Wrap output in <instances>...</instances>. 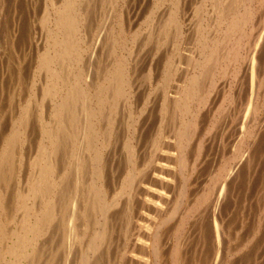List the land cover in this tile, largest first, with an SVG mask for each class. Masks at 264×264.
I'll return each instance as SVG.
<instances>
[{"label": "rangeland", "instance_id": "rangeland-1", "mask_svg": "<svg viewBox=\"0 0 264 264\" xmlns=\"http://www.w3.org/2000/svg\"><path fill=\"white\" fill-rule=\"evenodd\" d=\"M32 1L31 0H4L3 4H2V12L0 13V82L3 84V94L0 96V98L2 99V100L0 99V102H1V104H0V120H1L0 121V123H1L0 124V135H1L0 140H2L5 137L4 135L6 134L7 130L9 129L10 122H8V121H17L18 120V113H19L18 109L21 110V107L23 108L24 105L28 104V107L31 110V106H33V104H31V103H33L34 97L37 96V97H35V99L38 98L37 93L39 92V88H40L39 85H40V83L45 81L44 76H42L44 74V72L43 71L40 72L39 71L40 69L38 67L39 66V56L45 50V48H44V42L45 41L43 39V36L45 35V31L40 26V20L42 18L41 16L44 14V9H43L44 7L42 8V6H45L46 5L45 3L48 2L49 0H32ZM98 1L100 2L101 6L99 5V3H97ZM118 1L119 0H115V2H114V0H112V1L111 0H96V1L88 0V2H85V4H83V6L80 9L82 11H80V12L83 15V17L86 19V20L83 19V21L84 22L86 21V23H88V24L84 23V25H83L84 30H82V33L84 35L80 34V36H79L80 38L82 37L81 43L84 42L83 46H82L83 48L81 50V59L82 60L79 61L80 63L79 62L76 63V61H73L71 63V66L73 67L72 70L75 71L76 73H77V71L79 72L80 70H81L80 72L84 71L85 67H87V66H89L90 69L94 68V69H91L92 70L91 73L94 72L92 74L93 79L91 81L94 83L98 80L102 81L101 79L103 78V76H105L106 73L110 69L112 71V69L116 68V65L118 67V65H120V64L122 65V63L124 64V62L126 61L125 59H127V61L130 62L129 66L131 68V70H130L131 82L130 83L132 86H131V88H129V89H131L129 91L130 92L129 93L130 98L129 97L125 98V99L121 98L122 100L121 99L119 100L120 105L119 104L117 105V108L115 109L116 111L113 112L112 117H111V119L113 120V126H115L117 124L118 125L113 127V131L111 132L112 134L111 135L109 134V136L111 138H113L115 136V139H117V138L118 139L114 140V139H111L109 137L107 147L105 146V149H103V151H104L103 159L106 162V171H108L107 173H109L108 184L111 183V185H113V188L111 186H108V188L110 187L109 190L111 192V193H109V198H112L113 194L117 193V191L119 192L118 189H120V192H122V193H120L122 196L120 197L119 201H117L119 204H117L115 209H114V213L117 209L116 214L113 213V216L111 218V220H112L111 222H113L112 225H114L111 227V229L115 232H113L111 230L110 236L108 235V237H107L109 240L106 238L102 242V245H100L101 243L98 244V249L100 246H101L100 248H103V249L102 250L101 249L96 250L94 258L97 259V261H98L97 264H137V263L138 264H154L153 263L154 260H153L152 254H151L153 252V247L151 246L149 248L147 246L152 245L153 242L155 241L156 237H160V236H162V237H160V242H161L160 243V253H159L160 259L158 258V264H167V263L173 264L174 260L172 261L171 249H173V245H174V247H175V245L178 246L179 242H180L179 243L180 246L184 245V246H182V247H184L182 249L184 252V255L181 256V258L178 261L179 262L178 264H180V263H183V264H251V263L252 264H264V146H263L264 145V28H263L264 27V17H263L264 7L259 9V1L253 0L252 8L254 7L253 10L255 11V12L253 11V13H254L253 20H251L252 22L249 24V26L247 25V27L245 28L246 32L244 31L246 33V35L248 34V36H250V37H248L246 35H244V37L238 36L239 42L241 44H244V43L245 44L244 45L240 44L241 48L239 50V58L237 57L235 59L236 61H231L230 59L229 60L224 59V60L220 61L222 64L219 62V66H222L223 63L224 62L225 63L223 65L224 67H219L221 70L219 69L220 71L215 78V89L213 88L212 91H210V90L208 91L206 88H204L205 89L204 90V96H205V98L207 96L208 97L206 98V100H204L203 105L201 107V111L199 113V117L201 116V119L198 118V124L200 122L201 123L199 125L197 124V129L195 132V133H197L196 134L197 136H195V134H194V137H196L195 139L193 137L192 139L188 140L186 143L182 144V146H184L185 144H186V146L192 144L191 146H187L184 148L182 147V149H181V148H179V144H177L178 140L176 137V132L179 130L178 129L179 128L178 125L180 122L179 121V113L176 112L175 116L176 115L177 116L175 117L176 119L174 118L175 120L173 118H171V117H173V115H171L172 114L170 111L171 109L169 107H168V109H162L161 108L162 99L165 96L166 102H169V101L171 102L172 100H170V97L174 96L176 94V91H177L176 89H178L180 87V85H182V82L184 84V82H185L184 78L186 76L185 74L192 73V70H191L192 64L189 65V63H190V59L197 56V53L201 49L199 47L200 45L197 44L198 40L206 38L205 39L206 42L208 44L210 43L212 45V43L210 41H212V40L214 41V39L220 35L221 30L219 29V27L214 25L215 21H213V20H215V18H213L215 16H214V13L212 10L213 0H182V1L178 0L181 3V4L178 3V4H180L181 7H180V9H178L180 11L177 10L178 14L176 15V17H177L178 22L180 21V26L177 25V28L178 29L180 28V31L178 29H177L178 32L176 30H174L173 25H175V27H176L175 23L172 26L167 24V26L169 28L167 31H165L167 35L165 34L164 30H162V32H163L162 33L161 29L164 28V26L166 25L165 24L166 19H164V18L167 17V15L169 13L168 10L170 11V9H171L170 5L174 3L173 0H162V1L161 0H159V1L158 0H156V1L155 0H133V1L127 0V2H126V0H123V1L120 0L119 2ZM257 2H258V4H257ZM110 3H111V6H110ZM90 4H92V5H90ZM114 4H117V5L112 6ZM126 4H127V6H126ZM155 4L157 5V7ZM96 7H98L99 9ZM123 7L125 8V10H123L124 9ZM182 7H183V9H182ZM202 7L205 9H203ZM108 8H109V12L111 10V14H109V12L107 11ZM200 8H201V10H200ZM98 10L99 11L101 10L102 12L99 13ZM122 10L124 13L122 12ZM41 11L43 12V14ZM112 11H113V13H114V11H116V12L113 14ZM201 11L204 13L201 14L202 13ZM105 12H106V14H103ZM125 12H126V14H125ZM164 12L165 13L167 12V15H165L166 17L164 16V18H163V15L165 14ZM206 12L209 13L208 14L209 17L207 16ZM101 14H103V15H101ZM120 14H123V15H120ZM161 14H163V15L161 16ZM84 15H86V17ZM87 15H89L90 17H88ZM114 15H117L116 16L117 18ZM124 15H125V17H124ZM129 15H130V17H129ZM159 15L161 16L160 17L161 21L159 20ZM182 15H183V17H182ZM195 15H197V16H195ZM122 16L125 18L126 22L125 21L122 22L124 19ZM210 16H213L212 17L213 20L211 19ZM257 16H258V18H257ZM260 16H262V19H259V18H261ZM103 17H104V20H102ZM106 17L110 18V19L108 18L107 20L108 21L110 20L111 23L108 22L109 23L108 25L111 24V26H107V20L105 19ZM153 17H154V20H153ZM198 17L200 19H198ZM114 18H115V20H114ZM130 18H131V20H130ZM120 19H122V20H120ZM18 20H19V22H18ZM117 21H119V22H117ZM155 21H157L158 24L156 23V25H155L154 24ZM198 21L201 22V26H202V28L204 27L203 28L204 31L201 28L199 29V27H197ZM210 21L212 22L211 25L209 24V23H211ZM253 21H255V23ZM262 21H263V23H262ZM146 22L148 25H146ZM21 23H23V24H21ZM105 23H106V25H105ZM122 23H126V29L127 30H125V28H124L125 25ZM152 23L154 24L153 28H152V25H153ZM192 23H193V25H192ZM194 23H195V25H194ZM258 23H260V24H258ZM4 24H5V26H4ZM27 24H29V25H27ZM85 24L87 25V27H85L86 26ZM204 24H206L207 27L204 26ZM254 24H256V26L253 27ZM100 25H101V27H100ZM129 25L132 27H130ZM212 25L214 26L213 28H211ZM17 26L19 27V29ZM106 26H107V29H106ZM117 26H118V28H117ZM103 27H105V28H103ZM155 27H156V29L154 30ZM181 27H182V29H181ZM192 27L196 28L197 30L192 28ZM250 27L253 31H251ZM123 28L125 31L123 30ZM148 28L150 29L149 34H151V35H149L150 39L149 38L148 39L142 38L146 42H144L143 40L141 41V36H142L141 34H144L145 31H148ZM157 28H158V31H157ZM16 29H18V31H21V32H18ZM86 29H88V30H86ZM209 29H210V31H209ZM215 29L216 30L218 29L217 31H219V33H216ZM40 30H42V31H40ZM109 30H110V32H109ZM193 30L194 31L196 30L198 34H200L199 32H201V35H200L201 38L199 37V39H197L196 34L194 35ZM22 32H24V33H22ZM155 32H156V34L157 33L158 34L155 35L154 34ZM171 32L174 34V36L171 34ZM179 32L181 34L180 38L178 35V37L176 39L175 35ZM250 32H251V34H250ZM6 33H7V35H6ZM12 33H14L13 34L14 36L12 35ZM20 33H21V35H20ZM41 33H43V34H41ZM111 33H113V35ZM160 33H162V34L160 35ZM105 34L107 36H105ZM120 34H122L121 35L122 39L119 38ZM137 34L139 35V37L135 38L134 35H137ZM213 34H215V35H213ZM252 34H254V35H252ZM39 35L42 36V38ZM171 35H172V37H169ZM203 35H204V37H203ZM110 36L112 37V39L110 38ZM167 36L171 39H169ZM193 36H195V37L193 38ZM10 38H12V39H10ZM160 38H162V40L164 39L163 40L164 43H162L163 41H161ZM172 38L174 39V41ZM235 38L237 39V36ZM113 39L116 40V44L114 43L115 40L113 42ZM192 39L193 40L195 39V40L193 41ZM36 40H37V42H36ZM166 40H167V42H166ZM156 41H157V43H156ZM186 41L187 42L189 41V42L186 43ZM9 42H11V43H9ZM106 42H107V44H106ZM121 42H122V44H120ZM143 42H144V44H143ZM148 42H150L151 44ZM173 42L175 44H178L177 47H175V44H173ZM191 43H192V45H191ZM114 44H115V47H114ZM141 44H143L144 47ZM155 44H157V45L155 46ZM159 45H162V47H160ZM102 46H103V48H102ZM193 46H194V48L196 46V48L193 49ZM197 46H198V49H197ZM42 47H43V49H42ZM112 47H114V48H112ZM257 47H259V48H257ZM222 49L223 48H220V51ZM224 49H227V48H224ZM186 54H187V56H186ZM192 54H194V55H192ZM137 56H138V59H136ZM184 56L188 57V58L191 57V58L188 60ZM86 57H89V58H86ZM121 57H122V59H121ZM132 57H133V59H132ZM229 57H232V55L230 54ZM24 59H26L25 62H24ZM117 59L119 62L117 61ZM131 59H132V61H131ZM238 59H240V60H238ZM121 60H122V62H121ZM133 60H135V61H133ZM115 61L118 64H116ZM228 62H230V63H228ZM23 63L24 64L26 63V66ZM132 63H134V64H132ZM173 63L176 66V68L173 65ZM14 64H16V65H14ZM76 64L78 65L77 68H76ZM80 64H81V66H80ZM169 64L171 65V67L173 69L171 68L172 76H170L169 79H167L169 66H170ZM230 64H231V67H229ZM13 65H14V68H13ZM109 65L110 66L112 65V66L110 67ZM114 65H115V67H114ZM178 65L180 66L179 68H178ZM250 65H251V67H250ZM18 66H19V68H18ZM74 66H75V68H74ZM79 66L82 68H80ZM23 67L24 68L26 67L24 70H26L27 72L23 71ZM103 67L106 68V70ZM99 68L101 69V71ZM228 68H229V70H228ZM77 69H79V70H77ZM250 69H251V72H248ZM6 70H8V71L6 72ZM14 71H15V73H14ZM103 71H104V73H103ZM224 71H226L225 74H224ZM231 71H232V74L234 73V75H232L230 73ZM244 71H245V74L247 73L246 75L244 74ZM10 72L11 73L13 72L12 78H11ZM22 72L24 75L21 74ZM97 72H99V73H97ZM139 72H141V73H139ZM237 72L239 75L237 74ZM241 73H242V76H241ZM17 74H19V75L17 76ZM226 74H228V75L226 76ZM8 75L10 76V78L7 79V77H9ZM20 75H22V76H20ZM26 76H27V78L25 80ZM234 76H235V78H234ZM243 76H244V78H243ZM95 77L97 80L95 79ZM238 77H240V78H238ZM10 79L12 81H14L13 79H16V80H15V82H12ZM28 79H29V82H28ZM239 79H240L241 83L238 81ZM6 80H8V81H6ZM243 80H245V81L243 82ZM22 82H23V84H22ZM25 83H26V85H25ZM9 84L11 86H9ZM137 84H138V86H137ZM4 86L6 88H4ZM234 86H235V88H234ZM236 86L238 88H236ZM132 87L133 88L135 87V88L133 89ZM9 88H11V91ZM35 88H36V90H35ZM227 89L229 91H227ZM235 89H237L238 91L236 92ZM28 90L33 91V94L30 91L28 92ZM8 91L10 94H8ZM233 92H234V94H233ZM225 93H227V94H225ZM12 94H15L18 96H15ZM13 96L16 98L15 99L12 98ZM225 96H227V97L225 98ZM161 97H162V99H160ZM223 97L225 100L222 99ZM10 98H12V99L9 100ZM262 100H263V103H262ZM5 101H6V103H5ZM11 101H12V103H11ZM228 101H230V102H228ZM150 102H151V104H150ZM19 104H20V107L18 108ZM10 105H11V107H10ZM122 105L125 106L126 109H124V107H122ZM255 107H257L258 109ZM32 108L35 109V107H32ZM132 108H134V110ZM203 108H205V109H203ZM44 109H45V107H44ZM1 110H2L3 114L1 113ZM9 110H11V111H9ZM125 110H127V112ZM135 111L138 114L133 113ZM217 111H219V112H217ZM35 112L37 113L36 109L33 111L34 115H35ZM139 112H142V113L139 114ZM31 113H32V110H31ZM11 114H12V116H11ZM13 114L15 117L13 116ZM131 114H132V116H131ZM8 115L10 116V119H9ZM105 115H107V113ZM118 115H120V117ZM135 115L137 116V118L135 117L136 119L134 118ZM138 115H140V116L138 117ZM4 116H5V119H1ZM35 116H37V114ZM122 116L123 117L126 116V117L122 118ZM219 117H220V119H219ZM6 118H7V120H6ZM117 118H119L120 121L121 120H123V121L120 122L119 119H117ZM128 118L130 121L128 120ZM138 118H139V120L137 121ZM180 118H181V116H180ZM45 119H47V118L45 117ZM133 119H135V120H133ZM218 120H219V123H217ZM35 123L33 124L35 126H30V128L28 130V132L30 131V133H29L30 135L28 137V140L24 142L25 145L23 144L21 146L22 147V148H20L21 153L17 154V156H19L20 159L22 157V159L20 160L17 157L18 162H17V160L14 161V163L17 162L14 165L15 168H17L19 166H21L22 168L19 167V171L17 169L15 170L19 174L16 172L17 173L15 175L16 178L13 177L11 182H10L11 185L9 184L10 186L8 189V197H10V199H11V194L9 193V190L11 192V188L14 187L13 188L14 190L12 192L14 195L16 194L15 191H18L20 188L22 190V186L26 183V181H24V180L25 179L27 180L30 177V176L28 177V175L31 174V166H29L27 163L31 162L29 160V158H31V160H32L31 153H33L35 156V148H36L35 146H37L36 144H37V141L39 139V136L37 135V133H38V129H37V125H36L37 123L36 124ZM139 123H140V125H139ZM3 124L5 127L3 126ZM7 124H8V126H7ZM129 124H131L130 125L131 127L133 125L135 126L133 128L134 129L133 131H132V128L129 126ZM119 126H122V128ZM164 126H166V127H164ZM98 127L101 129L99 141L103 142V140L107 139V138H105L106 137L105 134H107V132L104 131V129L106 130V122H103V121L100 122ZM34 128L36 130H34ZM115 128H116V130H115ZM212 128H214V129H212ZM164 129H166V130H164ZM207 129H209V130H207ZM102 130H103V132H102ZM117 130H118V132H116ZM127 130L130 131L131 133L132 132L133 133L130 135V134H128L130 132H128ZM139 131H140V133H139ZM207 131H209V132H207ZM32 133H34V134H32ZM101 133H102V135H101ZM117 133L119 135L122 134V136H124V137L119 136ZM207 133H208V135H207ZM31 134L33 135V137L31 136ZM132 135H133V137H132ZM135 135H136V137H134ZM158 135L160 136L161 139L162 138L163 139L160 140ZM30 136L34 139V141ZM147 136H148V138H147ZM211 136H213V138ZM201 137H204V138L206 137L205 139H207V140H205L204 138H203L204 139L203 140ZM35 138H37V139H35ZM100 138H101V140H100ZM212 139H213V141H211ZM123 140H124V142H123ZM133 140H135V142ZM138 140H139V142H138ZM191 141H192V143H191ZM197 141L200 143L198 144ZM260 141H262V142H260ZM127 142H128V144H127ZM156 142H158V144ZM0 143H1V141H0ZM31 143L33 145H31ZM111 143L113 145H111ZM122 143L124 146L121 145ZM257 143H259V144H257ZM125 144L127 146H125ZM202 144L203 145L205 144L204 147L202 146ZM209 144H211V145H209ZM26 145L28 146V148ZM130 145H131V147L129 148ZM199 145H200V147H199L200 152H197L199 149L198 148ZM24 146H26V151L24 150L25 149ZM110 146H112V147H110ZM177 146H178V148H177ZM208 146H210V147H208ZM31 147H34V148L32 149ZM120 147H122V148H120ZM194 147L197 150H195ZM113 148H114V151H113ZM133 148H134L133 151H135V156L138 155L136 157V159L138 158L137 161L134 162L135 163L134 168L135 167L136 168L134 169L135 173L133 174V175L136 174L135 176H137V178H136L137 183L135 182V189L134 190L131 189V191L133 193V194L131 193V198L133 195V198H132L133 200L131 199L133 202L132 203L133 205H129L130 208H122L124 206L126 207L124 200H126L125 198H127V195H129V192H131V191H129V192L127 191L129 187L122 180H123V178H125V179L127 178V175L129 173L128 171L131 168V167L129 168V165L126 166V163H127L128 151H130ZM157 148H158V150H157ZM173 148L174 149L176 148L177 151L176 150L174 151ZM203 148H204V150H203ZM208 148H210V149H208ZM155 149H156V152H154ZM161 149L162 150L164 149V151H162ZM178 149L180 150V152ZM235 149L237 150L236 152H235ZM255 149H257V150H255ZM152 150H153V152H152ZM187 150L189 152H185ZM191 150H192V153H191ZM201 150L203 151V153L201 152ZM28 152H29V154H28ZM193 152L197 153V154H194ZM153 153L155 156L153 155ZM156 153H157V155H156ZM189 153L192 154V156L190 157L191 160L189 159V156H190ZM198 153H202V154H198ZM185 154L187 156H184ZM208 155H210V156H208ZM125 156H126V158H125ZM183 156H184V158H182V159H184V161H185V159L187 158L190 161L189 162L187 160V163H189V164L185 163V164L181 165L180 161L182 160L181 157H183ZM229 156H231V157H229ZM107 157H109V158H107ZM198 157L201 158V160ZM228 157H229V159H228ZM195 158H196V160H195ZM226 159H228V161ZM197 160H199V161H197ZM21 161L23 162V164H21L22 163ZM107 161H109V162H107ZM226 161H227V163H226ZM136 162H137V164H136ZM163 162H164V164H161ZM178 162H180V163H178ZM24 163H26V164H24ZM107 163H109V164H107ZM112 163H114V164L111 165ZM146 163H147V165H145ZM192 163L195 165L193 166ZM17 164H19V166H17ZM189 165H191V166H189ZM235 166L237 168H235ZM145 167H146V169H145ZM181 167H183L184 169ZM178 168H181V170L179 169V171H178ZM220 168L221 169L224 168V169L221 170ZM225 168H229V169L226 170ZM127 169H128V171H127ZM141 169L144 171L146 170V171L143 173ZM189 169H191V170H189ZM233 169H234V171H233ZM21 171L22 172L26 171V172L24 174V173H21ZM136 171H137V173H136ZM230 171L234 172V173H235V171H238V172H236L234 174L235 176L233 177V173H230ZM138 173L140 176L138 175ZM220 173H222V174H220ZM224 174H225V176H224ZM229 174H231V175H229ZM121 175H123V176H121ZM187 175H189V176H187ZM219 175H220V177H218ZM222 175L224 177H227V178H224ZM71 176L72 175H70L68 177H71ZM182 176L183 177L185 176V179L182 178ZM19 179H20V181L21 180L22 181L20 182ZM69 179L67 178V180L65 181L67 183L68 188H69L68 190L72 189L73 183H74L73 177H71V179H70L71 181H69ZM187 179L190 181H188ZM225 179H226V181H229V182L225 183L224 182ZM204 181H206V182H204ZM15 182L20 183V184L17 185ZM122 182H124L125 184ZM70 183H71V185H70ZM188 184H189V186H188ZM226 184H228V185L225 188ZM125 185L127 188L126 187L124 188ZM184 185L187 187V189H186V187L184 188ZM18 186H19V188H18ZM210 187H212V188H210ZM123 188H124V190H123ZM183 189H185V191ZM215 189H217V190H215ZM68 190H67V193L69 192ZM143 191H145V192H143ZM199 191H200V193H198ZM215 191H216V193H215ZM71 192H72V190H71ZM113 192H115V193H113ZM136 192H137V194H135ZM180 192H182V193H180ZM203 192H204V194H203ZM207 192H208V194H207ZM226 192H227V194H226ZM183 193H185V194H183ZM110 194H112V195H110ZM214 194H215V197L212 196ZM136 195H138V196H136ZM180 195H182V196L178 197ZM139 196H141V197H139ZM206 196H208L209 198L205 199ZM222 196H223L224 200H223ZM66 198H67V196H66ZM122 198H123L122 201L124 203V206H123V203L120 202ZM200 198H203V199L201 200ZM219 198H221V199L219 200ZM79 199L82 200V197L81 198L78 197V200ZM209 199H210V201L208 202L207 200H209ZM66 200L68 201V198L65 199V201H63V203L64 202L66 203L67 202ZM172 200L175 202H173ZM213 200H214V202H213ZM178 202L180 204H178ZM197 202H199V203H197ZM204 202L205 203L207 202V203L205 204ZM211 202H213V203H211ZM65 203L63 204V206L66 205L64 207L66 212H65V215L63 217H65V219H66V213L69 212V209H71L70 208L71 205H70V203H66V204ZM175 203H176V206H175ZM137 204H138V207H137ZM78 206H79L78 208L80 210H82L81 208L83 206V202H82V204H81V202H80V204L78 202ZM195 207L196 208L198 207V208L196 209ZM10 208H11V205H10ZM123 209L126 210V213L123 211ZM127 209H129V211H127ZM176 209H178V210H176ZM120 210H121L122 215L121 214L119 215ZM90 211L86 212V217H88L89 219L88 218L85 219V217H84V218H81V219H83L84 222L81 219L78 222V224H83L87 220L89 222V223H87V225L89 224L88 226H90V227L85 226L86 224H83L84 226L80 225L81 229H79L78 233H80L82 231V236L81 235L78 236V234L74 235L75 237L73 236V239H72L73 241L71 242L72 245L69 247L70 251L68 249H65L66 246L63 245V243H64L63 241H59V240L63 239L62 238L63 233L60 231V230H62V228H61L62 224H60L61 221L57 220V224L60 226L55 225L54 229H52L53 227L51 226V229L49 230L50 232L48 231V233H46V235L43 237V239L40 240V246H38V247L41 249L43 247L44 248L42 251H41V249L37 250V253L35 254L36 256L34 257L33 264H37V262H38V264L39 263L42 264L43 262H44L43 264H49V262H48L49 257L47 256V252L51 255L52 251L53 252H52V255L50 258V262H51L50 264H57V263L58 264L59 263L66 264V262H64V257L61 256V255L65 254V251H66V255L67 254L70 255L68 257V259L69 260L72 259V261L71 260L69 261V264H78L79 259L80 258L83 259L84 256L87 255V254L85 255V253H88L85 249V248H87V246H86L87 241L89 242L95 237L97 230H98V233L100 231L99 225L96 224V222L95 223L92 222L94 220V214L90 215V213H91ZM204 211H206V212H204ZM212 212L214 213V215ZM197 213L199 216L197 215ZM87 214H89L90 216H88ZM203 214H204V216H203ZM116 215H118V217H116ZM184 215H185V217H184ZM17 216L12 217L14 219V221L17 218ZM95 216H96V214H95ZM121 216H122V218H124V220L121 218ZM183 217H184V219H183ZM179 218H180V221H179ZM185 218H186V220H185ZM199 218H201V219H199ZM126 219H127V221H126ZM116 220L119 221L120 223L119 222L117 223ZM168 220H169V222H168ZM178 221L180 222L179 224H177ZM62 223H64V222H62ZM90 223H94V224L91 225ZM127 223L130 225H127ZM95 224H96V226H95ZM156 224H157V227L159 226L158 228L157 227L155 228ZM216 224H217V227H216ZM126 225H127V227H125ZM176 225H177V227H176ZM80 226H79V228H80ZM82 227L85 228L84 230H86V231H83ZM86 227H88L87 228L88 231H87ZM131 227H133V229ZM57 228H58V230H57ZM134 228L139 229V230L136 231ZM215 228L218 231H216ZM218 228H220V229H218ZM92 229H94V230H92ZM178 229H179V231H178ZM133 230H135V231H133ZM155 230H156V232H155ZM150 231H152V232H150ZM129 232H130V234H129ZM174 232H176V234ZM49 233H51L52 236L49 235ZM83 233H86V235H89V237L87 236L86 240H85L86 235L84 234V236H85L84 237ZM92 233H94V234H92ZM115 234H116V236L119 235V237L121 235L120 240H119V237L114 236ZM124 234H126V235L124 236ZM158 235H160V236H158ZM46 236L47 237L49 236L48 240H50L51 242H49L46 239ZM76 236H77V238H76ZM151 236H153V237L155 236V237L152 239ZM180 236H181V238L179 239ZM147 238L149 239V241L147 240ZM248 239H250V240H248ZM45 240H46L47 244L43 243V242H45ZM56 240H57V242L59 241L58 242L59 246L57 245ZM112 240H113V242H112ZM41 241H42V244H41ZM104 242H106L105 245H104ZM53 243L54 244L56 243L55 245H57V246H55ZM77 243L79 246L77 245ZM79 243H81V245ZM110 243H112V244L110 245ZM51 244H53L55 247ZM60 244H61V247L63 245V248L65 250L63 248L60 249L61 248ZM64 244H66V243H64ZM117 244H119V245H117ZM49 246H52L53 249H51L52 247L48 248ZM201 246H202V248H201ZM212 247H215V248H212ZM55 248H57V250ZM82 248H84L85 250ZM73 250H75L74 255H76L77 258H74L75 256H73V254H72ZM114 250H116V251H114ZM123 250H124V252H123ZM54 251H55V253H54ZM78 251L80 253H78ZM98 251L100 253H97ZM102 251H104V252L102 253ZM56 252L57 253L59 252L60 255L56 254ZM125 252H126V254H125ZM121 253H122V255H121ZM44 254H46V259H45ZM57 255H58V259L55 258V257H57ZM119 255H120V257H119ZM79 256H81V257L79 258ZM100 256H101V259H100ZM116 256H118V257H116ZM81 259L79 261V264L81 262ZM202 259H203V261H202ZM40 260L42 261V263ZM142 260L144 261V263ZM182 260H184V262ZM25 261L27 262L28 260H25ZM25 261L23 260L21 262V264H25ZM46 261H47V263H46ZM52 262H54V263H52ZM165 262H167V263H165ZM26 264H29V261Z\"/></svg>", "mask_w": 264, "mask_h": 264}, {"label": "bare ground", "instance_id": "bare-ground-1", "mask_svg": "<svg viewBox=\"0 0 264 264\" xmlns=\"http://www.w3.org/2000/svg\"><path fill=\"white\" fill-rule=\"evenodd\" d=\"M3 1L4 0H0V13L2 12V4H3ZM32 1V0H31ZM84 1V2H83ZM96 1V0H94ZM112 1V0H111ZM120 1V0H119ZM118 1V2H119ZM123 1V0H122ZM133 1V0H131ZM156 1V0H155ZM159 1V0H158ZM162 1V0H161ZM174 3L171 4V9L170 11L168 10V15H167V12L163 15L161 14V16L163 15V18L165 15H167L166 19L165 20V26L164 28L161 29V32L162 30L167 31L169 28L167 26V24H169L170 26H172L174 23L176 24V27L175 25H173V28L174 30H176L178 32V30L180 31V28L178 29L177 28V25L180 26V21L178 22L177 20V17L176 15L178 14L177 13V10L180 9V2L178 0H173ZM182 1V0H181ZM259 1V9L264 7V0H258ZM29 2V1H28ZM33 2V1H32ZM35 2V1H34ZM85 2H88V0H49L48 2H46L45 6H42V8L44 9V14L42 12V18L40 20V26L42 27V29L45 31V35L43 36V39H44V48L45 50L40 54L39 56V71H43L44 74L42 76H44V79L45 81L40 83L39 85V94L37 93L38 95V98L35 99V96L34 99H33V106H31V110H32V113H31V110L29 109L28 107V104L27 105H24L23 108L21 107V110H19V113H18V120L17 121H8L10 122V125H9V129L7 130L6 134L4 135L5 137L0 140L1 143H0V264H21V262L24 260H28L29 261V264H33L34 262V257L36 256L35 254L37 253V250L38 249H41L39 248L38 246H40V240L43 239V237L46 235V233H48V231L51 229V226L53 227L52 229H54L55 225H58L57 224V220H60V224L61 225V228L62 230H60L63 234L61 240L59 241H63V245L66 246L65 249H69V247L72 245L71 242L73 241V236L78 234L82 236V231L80 233H78L79 229H81V226L80 225H83V224H86L85 226H88L87 223H89L87 220L85 223L83 224H78L79 220L81 218H88L86 217V212L87 211H90V215L94 214V220L92 222H96V224L99 225V228H100V231L98 233V230L95 234V237L91 240V241H87V248L86 251L88 253H85L86 256H84L83 259H81L79 256V258L81 259V262L80 264H97L98 261L96 258H94V255L96 253V250L98 249V244L101 243L100 245H102V242L104 241V239H106L108 237V235L110 236V232H111V227L114 226L112 225L113 222H111V218L113 216V213H114V209L116 207L117 204H119L117 201H119L120 197L122 196L120 193V189L119 192L117 191V193L113 194L112 198H109V193L110 190L108 188V186H111L113 188V185L108 184V177H109V173H107L108 171H106V162L105 160L103 159V149H105V146L107 147V144H108V140H109V134L111 135L112 131H113V127L117 126H113V120L111 119L112 117V114L114 111H116L115 109L117 108V105L119 104V100L122 98V99H125V98H128L129 97V91L131 89V80H130V62L127 61V59H125L126 61L124 62V64L122 63V65H116V68L111 69L106 73L105 76H103V78L101 79L102 81L98 80L96 81L95 83L92 82L91 80L93 79L92 78V74L94 73H91L92 70L91 69H94V68H91L89 66L85 67V70L82 71V72H78L77 69V73L75 71H73V67L71 66V63L73 61H76V63H78L81 59V50H82V46H83V43H81V38L79 37L80 34L84 35L82 33V30H84L83 28V25L84 23H86V21L84 22L83 19H85L83 17V15L81 14L80 10L81 7L83 6V4H85ZM103 2V1H102ZM115 2V0H114ZM127 2V0H126ZM165 2V1H164ZM44 3V2H43ZM97 3H99L100 5V2L98 1ZM112 3V2H111ZM111 3H110V6H111ZM167 3V2H166ZM172 3V2H171ZM180 3V4H178ZM213 5H212V10H213V13H214V16H210L211 19L212 17L215 18V24L217 27H219V29L221 30V33L220 35L214 39V41H210L212 43V45L209 43L206 42V38L205 39H199L200 35H201V32H199L200 34L197 33V27H199V29L201 28L203 31H204V27L202 28L201 26V20L198 21V26L194 29H196L195 31L193 30L194 32V35L196 34V37L198 40V45H200L199 47L201 48L199 50V52L197 53V56H195L194 58H188V57H185L187 58L188 60L190 59V63L189 65L192 64V73H187L185 74V82L183 84L182 82V85H180V87L178 89H176V94L174 96H171L170 97V100H172L170 103L169 102H166L165 100V96L164 98L162 99V97L160 99H162V105H161V108L162 109H168V107L171 109V115H173V117L171 118H175V114L176 112L179 113V130L176 132V137H177V144H179V148L182 149V147H187V146H191L192 144V141H191V145H187L186 144L184 146H182L183 143H186L188 140L192 139L194 137V134L195 136H197L195 133L196 132V129H197V124H198V118L201 119V116L199 117V113L201 111V107L203 105V102L204 100H206V97L204 96V88H206L208 91H212V89L214 88L215 89V78L217 76V74L219 73V71L221 70L219 67H224V63L222 66H219V62L226 59V60H231V61H236L235 59L238 57L239 58V50H240V42H239V38L238 36L240 37H244V35H246V27L247 25L249 26V24L252 22L251 20H253V9L254 7L252 8L253 6V0H213ZM32 4V3H31ZM113 4V3H112ZM158 4V3H157ZM258 4V2H257ZM8 5V4H7ZM20 5V4H19ZM43 5V4H42ZM92 5V4H90ZM117 4H114L112 6H115ZM156 5V4H155ZM162 5V4H161ZM168 5V4H167ZM184 5V4H183ZM182 5V6H183ZM194 5V4H193ZM35 6V5H34ZM89 6V5H88ZM101 6V5H100ZM127 6V4H126ZM257 6V5H256ZM157 7V5H156ZM161 7V6H160ZM98 8V7H96ZM95 8V9H96ZM103 8V7H102ZM101 8V9H102ZM110 8V7H109ZM109 8H108V12H109ZM124 8V7H123ZM203 8V7H202ZM99 9V8H98ZM111 9V8H110ZM127 9V8H126ZM183 9V7H182ZM205 9V8H203ZM202 9V10H203ZM211 9V8H210ZM19 10V9H18ZM40 10V9H39ZM106 10V9H105ZM104 10V11H105ZM125 10V8L123 9ZM122 10V12H123ZM155 10V9H154ZM201 10V8H200ZM20 11V10H19ZM85 11V10H84ZM89 11V10H88ZM99 11V10H98ZM118 11V10H117ZM133 11V10H132ZM180 11V10H178ZM205 11V10H204ZM7 12V11H6ZM9 12V11H8ZM40 12V11H39ZM86 12V11H85ZM84 12V13H85ZM90 12V11H89ZM102 12L101 10L99 11V13ZM116 11H114L115 13ZM120 12V11H119ZM202 12V11H201ZM255 12V11H254ZM258 12V11H257ZM256 12V13H257ZM261 12V11H260ZM264 12V10H263ZM20 13V12H19ZM88 13V12H87ZM113 13V11H112ZM113 13V14H114ZM118 13V12H117ZM121 13V12H120ZM124 13V12H123ZM153 13V12H152ZM198 13V12H197ZM204 12H202L201 14H203ZM207 13V12H206ZM103 14H106L103 13ZM101 14V15H103ZM109 14H111V10L109 12ZM126 14V12H125ZM181 14V13H180ZM179 14V15H180ZM200 14V15H201ZM209 13H207V16L209 17L208 15ZM11 15V14H10ZM99 15V14H98ZM120 15H123V14H120ZM199 15V14H198ZM86 17V15H84ZM88 17H90L89 15H87ZM107 16V15H106ZM115 17L117 15H114ZM152 16V15H151ZM150 16V17H151ZM159 15V20L161 21ZM197 16V15H195ZM202 16V15H201ZM20 17V16H19ZM83 17V18H82ZM110 17V16H109ZM108 17V18H109ZM123 17V16H122ZM125 17V15H124ZM123 17V18H124ZM128 17V16H127ZM130 17V15H129ZM183 17V15H182ZM261 18L259 19H262V16H260ZM264 17V15H263ZM100 18V17H99ZM107 17L105 18L106 20L108 19ZM113 18V17H112ZM117 18V17H116ZM162 18V19H163ZM258 18V16H257ZM98 19V18H97ZM110 19V18H109ZM152 19V18H151ZM183 19V18H182ZM192 19V18H191ZM196 19V18H195ZM198 19H200L198 17ZM86 20V19H85ZM104 20V17L103 19ZM113 20V19H112ZM115 20V18H114ZM122 20V19H120ZM131 20V18H130ZM153 20H154V17H153ZM152 20V21H153ZM197 20V19H196ZM209 20V19H208ZM12 21V20H11ZM98 21V20H97ZM126 22L125 18L123 19L122 22ZM158 21V20H157ZM157 21H155V25L157 23ZM184 21V20H183ZM189 21V20H188ZM258 21V20H257ZM4 22V21H3ZM14 22V21H13ZM19 22V20H18ZM101 22V21H100ZM110 22V20L108 21L107 20V26H111L108 25ZM116 22V21H115ZM119 22V21H117ZM164 22V21H163ZM162 22V23H163ZM200 22V23H199ZM203 22V21H202ZM211 22V21H210ZM255 23V21H253ZM98 23V22H97ZM96 23V24H97ZM111 23V22H110ZM128 23V22H127ZM134 23V22H133ZM145 23V22H144ZM143 23V24H144ZM196 23V22H195ZM194 23V25H195ZM205 23V22H204ZM207 23V22H206ZM263 23V21H262ZM15 24V23H14ZM23 24V23H21ZM88 24V23H86ZM85 24V25H86ZM99 24V23H98ZM101 24V23H100ZM116 24V23H115ZM125 25V30L126 29V23H122ZM131 24V23H130ZM138 24V23H137ZM153 24V23H152ZM154 24L152 25V28L154 27ZM158 24V23H157ZM191 24V23H190ZM208 24V23H207ZM210 25L212 24L209 23ZM208 24V25H209ZM260 24V23H258ZM29 25V24H27ZM106 25V23H105ZM117 25V24H116ZM121 25V24H120ZM146 25L147 22H146ZM150 25V24H149ZM193 25V23H192ZM209 25V26H210ZM252 25V24H251ZM5 26V24H4ZM13 26V25H12ZM19 26V25H18ZM17 26V27H18ZM22 26V25H21ZM91 26V25H90ZM107 26H106V29H107ZM130 26V25H129ZM128 26V27H129ZM204 26H206V24H204ZM208 26V27H209ZM256 26V24L253 25V27ZM87 27V25L85 26ZM99 27V26H98ZM101 27V25H100ZM132 27V26H130ZM134 27V26H133ZM138 27V26H137ZM163 27V26H162ZM207 27V26H206ZM214 26L212 25L211 28H213ZM252 27V28H253ZM105 28V27H103ZM113 28V27H112ZM118 28V26H117ZM116 28V29H117ZM121 28V27H120ZM119 28V29H120ZM123 28V30H124ZM261 28V27H260ZM264 28V27H263ZM14 29V28H13ZM19 29V27H18ZM18 29H16L18 31ZM36 29V28H35ZM40 29V28H39ZM156 29V27L154 28V30ZM178 29V30H177ZM182 29V27H181ZM206 29V28H205ZM251 29V27H250ZM15 30V31H16ZM88 30V29H86ZM85 30V31H86ZM103 30V29H102ZM114 30V29H113ZM112 30V31H113ZM121 30V29H120ZM124 30V31H125ZM149 28H148V31H145L144 34H141V41L143 40L142 38L144 39H148L149 38ZM160 30V29H159ZM190 30V29H189ZM192 30V29H191ZM218 30V29H217ZM215 29V32L216 33H219V31H217ZM26 31V30H25ZM42 31V30H40ZM101 31V30H100ZM116 31V30H115ZM157 31H158V28H157ZM200 31V30H199ZM208 31V30H207ZM210 31V29H209ZM245 31V32H244ZM251 31H253L251 29ZM18 32H21V31H18ZM84 32V31H83ZM110 32V30H109ZM118 32V31H117ZM170 32V31H169ZM173 32V31H172ZM171 32V34L174 36V34ZM196 32V33H195ZM9 33V32H8ZM24 33V32H22ZM102 33V32H101ZM105 33V32H104ZM103 33V34H104ZM119 33V32H118ZM153 33V32H152ZM163 33V32H162ZM160 33V35L162 34ZM215 33V34H216ZM14 33H12L13 35ZM40 34V33H39ZM43 34V33H41ZM113 35V33H111ZM136 34V33H135ZM140 34V33H139ZM155 35L156 32L154 33ZM166 34V32H165ZM164 34V35H165ZM176 34V33H175ZM213 34V35H215ZM251 34V32H250ZM7 35V33H6ZM9 35V34H8ZM21 35V33H20ZM28 35V34H27ZM121 35L120 34V37L121 38ZM167 35V34H166ZM169 36V37H172ZM179 35V38H180V32L177 33L175 36H176V39ZM188 35V34H187ZM207 35V34H206ZM212 35V36H213ZM254 35V34H252ZM14 36V35H13ZM40 36V35H39ZM105 36H107L105 34ZM119 36V35H118ZM124 36V35H123ZM183 36V35H182ZM237 36V39L235 38ZM248 36V34L246 35ZM245 36V37H246ZM5 37V36H4ZM12 37V36H11ZM42 38V36H40ZM114 37V36H113ZM117 37V36H116ZM134 37L138 38L139 35H134ZM155 37V36H154ZM165 37V36H164ZM168 37V36H167ZM168 37V38H169ZM195 36H193L194 38ZM204 37V35H203ZM250 37V36H248ZM253 37V36H252ZM18 38V37H17ZM28 38V37H27ZM80 38V39H79ZM104 38V37H103ZM110 38L112 39V37L110 36ZM118 38V37H117ZM158 38V37H157ZM174 38V37H173ZM172 38V39H173ZM192 38V37H191ZM201 38V37H200ZM9 39V38H8ZM12 39V38H10ZM39 39V38H38ZM116 39V38H115ZM113 39V42L114 40ZM122 39V38H121ZM150 39V38H149ZM161 41L162 38H160ZM171 39V38H169ZM168 39V40H169ZM175 39V38H174ZM173 39V41H174ZM211 39V38H210ZM213 39V38H212ZM244 39V38H243ZM85 40V39H84ZM108 40V39H107ZM152 40V39H151ZM156 40V39H155ZM193 40V39H192ZM195 40V39H194ZM193 40V41H194ZM245 40V39H244ZM257 40V39H256ZM255 40V41H256ZM8 41V40H7ZM40 41V40H39ZM87 41V40H86ZM104 41V40H103ZM140 41V40H139ZM144 41V40H143ZM154 41V40H153ZM152 41V42H153ZM160 41V42H161ZM179 41V40H178ZM16 42V41H15ZM37 42V40H36ZM108 42V41H107ZM106 42V44H107ZM146 42V41H144ZM143 42V44H144ZM167 42V40H166ZM171 42V41H170ZM181 42V41H180ZM189 42V41H188ZM186 41V43H188ZM192 42V41H191ZM11 43V42H9ZM14 43V42H13ZM25 43V42H24ZM42 43V42H41ZM116 44V40L114 42ZM136 43V42H135ZM142 43V42H141ZM150 43V42H148ZM157 43V41H156ZM164 43V41L162 42ZM172 43V42H171ZM178 43V42H177ZM193 43V42H192ZM191 43V45H192ZM105 44V43H104ZM115 44H114V47H115ZM119 44V43H118ZM122 44V42L120 43ZM124 44V43H123ZM141 44V45H143ZM146 44V43H145ZM151 44V43H150ZM161 44V43H160ZM166 44V43H165ZM173 44H175L173 42ZM245 44V43H244ZM244 44H241V45H244ZM259 44V43H258ZM25 45V44H24ZM98 45V44H97ZM113 45V44H112ZM126 45V44H125ZM157 44H155L156 46ZM163 45V44H162ZM162 45H159L160 47H162ZM178 44H175V47H177ZM3 46V45H2ZM1 46V47H2ZM10 46V45H9ZM38 46V45H37ZM108 46V45H107ZM106 46V47H107ZM149 46V45H148ZM165 46V45H164ZM172 46V45H171ZM181 46V45H180ZM254 46V45H253ZM252 46V47H253ZM257 46V45H256ZM259 46V45H258ZM21 47V46H20ZM111 47V46H110ZM109 47V48H110ZM112 47V48H114ZM117 47V46H116ZM144 47V45H143ZM192 47V46H191ZM244 47V46H243ZM4 48V47H3ZM22 48V47H21ZM39 48V47H38ZM41 48V47H40ZM103 48V46H102ZM196 48V46H195ZM194 46H193V49H195ZM220 48H223L221 51H220ZM224 48H227V49H224ZM251 48V47H250ZM254 48V47H253ZM259 48V47H257ZM43 49V47H42ZM197 49H198V46H197ZM245 49V48H244ZM6 50V49H5ZM243 50V49H242ZM261 50V49H260ZM103 51V50H102ZM88 52V51H87ZM141 52V51H140ZM241 52V51H240ZM253 52V51H252ZM90 53V52H89ZM93 53V52H92ZM131 53V52H130ZM193 53V52H192ZM196 53V52H195ZM120 54V53H119ZM153 54V53H152ZM230 54L232 55V57H229ZM241 54V53H240ZM21 55V54H20ZM87 55V54H86ZM85 55V56H86ZM107 55V54H106ZM117 55V54H116ZM194 55V54H192ZM7 56V55H6ZM38 56V55H37ZM120 56V55H119ZM122 56V55H121ZM133 56V55H132ZM180 56V55H179ZM187 56V54H186ZM251 56V55H250ZM107 57V56H106ZM110 57V56H109ZM183 57V58H184ZM228 59H227V58ZM241 57V56H240ZM2 58V57H1ZM38 58V57H37ZM86 58H89V57H86ZM119 58V57H118ZM127 58V57H126ZM99 59V58H98ZM122 59V57H121ZM133 59V57H132ZM131 59V61H132ZM138 59V56L137 58ZM154 59V58H153ZM26 59H24V62H25ZM168 60V59H167ZM240 60V59H238ZM243 60V59H242ZM241 60V61H242ZM91 61V60H90ZM118 61V59H117ZM135 61V60H133ZM165 61V60H164ZM22 62V61H21ZM84 62V61H83ZM116 62V61H115ZM119 62V61H118ZM122 62V60H121ZM177 62V61H176ZM227 62V61H226ZM17 63V62H16ZM80 63V62H79ZM82 63V62H81ZM178 63V62H177ZM221 63V62H220ZM230 63V62H228ZM234 63V62H233ZM24 64V63H23ZM29 64V63H28ZM96 64V63H95ZM116 64H118L116 62ZM134 64V63H132ZM163 64V63H162ZM171 64V63H170ZM169 64V65H170ZM222 64V63H221ZM232 64V63H231ZM231 64L229 67H231ZM235 64V63H234ZM16 65V64H14ZM14 65H13V68H14ZM26 66V63L24 64ZM23 65V66H24ZM83 65V64H82ZM85 65V64H84ZM167 65V64H166ZM174 65V63H173ZM233 65V64H232ZM242 65V64H241ZM77 64H76V68H77ZM81 66V64H80ZM79 66V67H80ZM95 66V65H94ZM93 66V67H94ZM110 66V65H109ZM112 66V65H111ZM110 66V67H111ZM137 66V65H136ZM139 66V65H138ZM175 66V65H174ZM227 66V65H226ZM243 66V65H242ZM246 66V65H245ZM12 67V66H11ZM17 67V66H16ZM28 67V66H27ZM107 67V66H106ZM115 67V65H114ZM153 67V66H152ZM168 67V66H167ZM180 66L178 65V68ZM240 67V66H239ZM249 67V66H248ZM251 67V65H250ZM19 68V66H18ZM26 68V67H25ZM23 67V71H26L24 70L25 69ZM75 68V66H74ZM82 68V67H80ZM104 68V67H103ZM113 68V67H112ZM151 68V67H150ZM171 65L169 66V71H168V77L167 79H169L170 76H172V70H171ZM176 68V66H175ZM174 68V69H175ZM241 68V67H240ZM239 68V69H240ZM244 68V67H243ZM247 68V67H246ZM6 69V68H5ZM28 69V68H27ZM84 69V68H83ZM100 69V68H99ZM106 70V68H104ZM138 69V68H137ZM148 69V68H147ZM173 69V68H172ZM185 69V68H184ZM183 69V70H184ZM220 69V70H219ZM237 69V68H236ZM15 70V69H14ZM104 70V71H105ZM134 70V69H133ZM151 70V69H150ZM190 70V69H189ZM188 70V71H189ZM229 70V68H228ZM233 70V69H232ZM8 70H6L7 72ZM10 71V70H9ZM17 71V70H16ZM22 71V70H21ZM101 71V69H100ZM103 71V73H104ZM152 71V70H151ZM180 71V70H179ZM187 71V72H188ZM27 72V71H26ZM42 72V73H43ZM163 72V71H162ZM226 71H224V74H225ZM228 72V71H227ZM248 72H251V69L248 71ZM9 73V72H8ZM11 73V72H10ZM13 73V72H12ZM12 73H11V78H12ZM15 73V71H14ZM99 73V72H97ZM137 73V72H136ZM141 73V72H139ZM149 73V72H148ZM232 74V71L230 72ZM23 74V72L21 73ZM163 74V73H162ZM238 74V72H237ZM244 74H245V71H244ZM247 74V73H246ZM245 74V75H246ZM250 74V73H249ZM10 75V74H9ZM8 75V76H9ZM19 74H17L18 76ZM24 75V74H23ZM102 75V74H101ZM140 75V74H139ZM144 75V74H143ZM150 75V74H149ZM228 74H226L227 76ZM234 75V73L232 74ZM239 75V74H238ZM16 76V77H17ZM22 76V75H20ZM94 76V75H93ZM175 76V75H174ZM241 76H242V73H241ZM133 77V76H132ZM163 77V76H162ZM184 77V76H183ZM232 77V76H231ZM10 78L7 77V79ZM27 76L25 77V80H26ZM41 78V77H40ZM98 78V77H97ZM224 78V77H223ZM235 78V76H234ZM240 78V77H238ZM244 78V76H243ZM248 78V77H247ZM246 78V79H247ZM17 79V78H16ZM16 79H13L14 81H11L12 82H15ZM32 79V78H31ZM96 79V77H95ZM250 79V78H249ZM19 80V79H18ZM17 80V81H18ZM42 80V79H41ZM97 80V79H96ZM220 80V79H219ZM226 80V79H225ZM248 80V79H247ZM3 81V80H2ZM5 81V80H4ZM8 81V80H6ZM236 81V80H235ZM240 83V79L238 80ZM245 80H243L244 82ZM26 82V81H25ZM28 82H29V79H28ZM138 82V81H137ZM155 82V81H154ZM161 82V81H160ZM233 82V81H232ZM5 83V82H4ZM17 83V82H16ZM21 83V82H20ZM27 83V82H26ZM25 83V85H26ZM37 83V82H36ZM229 83V82H228ZM260 83V82H259ZM2 83L0 82V96L3 94V84L1 85ZM7 84V83H6ZM14 84V83H13ZM23 84V82H22ZM139 84V83H138ZM137 84V86H138ZM30 85V84H29ZM9 86H11L9 84ZM224 86V85H223ZM8 87V86H7ZM19 87V86H18ZM23 87V86H22ZM140 87V86H139ZM151 87V86H150ZM4 88H6L4 86ZM133 88V87H132ZM135 88V87H134ZM133 88V89H134ZM172 88V87H171ZM170 88V89H171ZM233 88V87H232ZM235 88V86H234ZM236 88H238L236 86ZM10 91H11V88H9ZM7 90V89H6ZM14 90V89H13ZM31 90V89H30ZM28 90V92L30 91ZM33 90V89H32ZM36 90V88H35ZM234 90V89H233ZM232 90V91H233ZM236 92L238 91L237 89H235ZM137 91V90H136ZM142 91V90H141ZM227 91H229L227 89ZM32 92L33 94V91H30ZM7 93V92H6ZM133 93V92H132ZM207 93V92H206ZM210 93V92H209ZM229 93V92H228ZM8 94L9 91H8ZM18 94V93H17ZM31 94V93H30ZM167 94V93H166ZM169 94V93H168ZM227 94V93H225ZM234 94V92H233ZM12 95H15V94H12ZM19 95V94H18ZM18 95H15V96H18ZM27 95V94H26ZM133 95V94H132ZM162 95V94H161ZM9 96V95H8ZM127 96V97H126ZM154 96V95H153ZM158 96V95H157ZM228 96V95H227ZM225 96V98L227 97ZM232 96V95H231ZM230 96V97H231ZM263 96V95H262ZM168 97V96H167ZM229 97V98H230ZM12 98H16V97H12ZM12 98H10L9 100H11ZM23 98V97H22ZM130 98V97H129ZM136 98V97H135ZM140 98V97H139ZM146 98V97H145ZM228 98V99H229ZM1 99V98H0ZM27 99V98H26ZM121 99V100H122ZM134 99V98H133ZM132 99V100H133ZM168 99V98H167ZM209 99V98H208ZM224 99V97L222 98ZM233 99V98H232ZM2 100V99H1ZM138 100V99H137ZM225 100V99H224ZM223 100V101H224ZM230 100V99H229ZM126 101V100H125ZM214 101V100H213ZM32 102V101H31ZM128 102V101H127ZM133 102V101H132ZM230 102V101H228ZM6 103V101H5ZM10 103V102H9ZM12 103V101H11ZM30 103V102H29ZM125 103V102H124ZM224 103V102H223ZM262 103H263V100H262ZM1 104V102H0ZM151 104V102H150ZM120 105V104H119ZM128 105V104H127ZM132 105V104H131ZM221 105V104H220ZM262 105V104H261ZM211 106V105H210ZM230 106V105H229ZM11 107V105H10ZM20 107V104L18 106V108ZM32 107H35V109L37 110V113L35 112V115L37 114V116L34 115L33 111L35 110L34 108ZM45 107V109H44ZM122 107H124V109H126L125 106L122 105ZM121 107V108H122ZM134 107V106H133ZM205 107V106H204ZM221 107V106H220ZM248 107V106H247ZM260 107V106H259ZM129 108V107H128ZM139 108V107H138ZM151 108V107H150ZM228 108V107H227ZM257 108V107H255ZM2 109V108H1ZM10 109V108H9ZM12 109V108H11ZM134 110V108H132ZM205 109V108H203ZM202 109V110H203ZM215 109V108H214ZM222 109V108H221ZM226 109V108H225ZM258 109V108H257ZM3 110V109H2ZM1 110V113L3 114ZM141 110V109H140ZM143 110V109H142ZM160 110V109H159ZM216 110V109H215ZM224 110V109H223ZM11 111V110H9ZM122 111V110H121ZM120 111V112H121ZM127 112V110H125ZM204 111V110H203ZM119 112V113H120ZM151 112V111H150ZM216 112V111H215ZM219 112V111H217ZM13 113V112H12ZM107 113V115H105ZM133 113H137L136 111L133 112ZM142 113V112H139V114ZM207 113V112H206ZM226 113V112H225ZM254 113V112H253ZM122 114V113H121ZM126 114V113H125ZM138 114V113H137ZM136 114V115H137ZM205 114V113H204ZM218 114V113H217ZM220 114V113H219ZM16 115V114H15ZM34 115V116H33ZM134 116V118L137 116ZM143 115V114H142ZM141 115V116H142ZM6 116V115H5ZM5 116L1 119H5ZM12 116V114H11ZM14 116V114H13ZM103 116V117H102ZM106 116V117H105ZM116 116V115H115ZM120 117V115H118ZM132 116V114H131ZM140 115H138L139 117ZM181 116V118H180ZM204 116V115H203ZM222 116V115H221ZM225 116V115H224ZM238 116V115H237ZM9 119H10V116L8 115ZM7 117V118H8ZM15 117V116H14ZM45 117L47 119H45ZM126 116H122V118H125ZM129 117V116H128ZM227 117V116H226ZM260 117V116H259ZM6 118V120H7ZM12 118V117H11ZM116 118V117H115ZM131 118V117H130ZM135 118V119H136ZM212 118V117H211ZM228 118V117H227ZM119 119V118H117ZM133 119V120H135ZM172 119V120H173ZM176 119V118H175ZM174 119V120H175ZM178 119V118H177ZM214 119V118H213ZM220 119V117H219ZM252 119V118H251ZM115 120V119H114ZM129 120V118H128ZM139 120V118L137 119V121ZM262 120V119H261ZM1 121V120H0ZM106 122V130L104 129V131L107 132L106 137L107 139L103 140V142H100L99 141V137H100V128L98 127L99 123L100 122ZM120 121V119H119ZM123 121V120H121ZM120 121V122H121ZM130 121V120H129ZM211 121V120H210ZM217 121V120H216ZM37 124H36V123ZM118 122V121H117ZM119 122V123H120ZM225 122V121H224ZM260 122V121H259ZM36 124L37 125V129H38V133L37 135L39 136V139L37 141V146H35V156L33 153H31V157H32V160L31 158H29V160L31 162L27 163L29 166H31V174L28 175V179L24 180L26 181V183L22 186V190L21 188L18 190V191H15L16 194L14 195L12 192H13V188H11V192L9 190V193L11 194V199L10 197H8V189H9V186L11 185L10 182L12 180L13 177H15V175L18 173L17 171H15L16 169L19 171V167L22 168L21 166H19V164H17V168H15V164L18 162V158L19 156H17L18 153H21V149L22 148L21 146L24 144L25 141L28 140V137H29V133L30 131L28 132L30 126H35L33 124ZM116 123V122H115ZM135 123V122H134ZM201 123V122H200ZM199 123V124H200ZM219 123V120L218 122ZM216 123V124H217ZM1 124V123H0ZM103 124V123H102ZM121 124V123H120ZM124 124V123H123ZM128 124V123H127ZM198 124V125H199ZM222 124V123H221ZM224 124V123H223ZM131 124H129L130 126ZM140 125V123H139ZM4 126V124H3ZM8 126V124H7ZM127 126V125H126ZM163 126V125H162ZM234 126V125H233ZM5 127V126H4ZM122 128V126H119ZM131 127V126H130ZM135 126L133 125L131 128H132V131L134 130ZM166 127V126H164ZM222 127V126H221ZM36 128V127H35ZM34 128V130H36ZM202 128V127H201ZM207 128V127H206ZM32 129V128H31ZM118 129V128H117ZM169 129V128H168ZM214 129V128H212ZM4 130V129H3ZM2 130V131H3ZM116 130V128H115ZM119 130V129H118ZM118 130L116 132H118ZM121 130V129H120ZM124 130V129H123ZM166 130V129H164ZM209 130V129H207ZM128 131V130H127ZM163 131V130H162ZM175 131V130H174ZM103 132V130H102ZM122 132V131H121ZM130 132V131H128ZM164 132V131H163ZM199 132V131H198ZM209 132V131H207ZM216 132V131H215ZM36 133V132H35ZM123 133V132H122ZM133 133V132H132ZM131 132L128 133V134H132ZM140 133V131H139ZM154 133V132H153ZM152 133V134H153ZM34 134V133H32ZM31 134V136L33 137V135ZM118 134V133H117ZM210 134V133H209ZM102 135V133H101ZM115 135V134H114ZM113 135V136H114ZM119 135V134H118ZM117 135V136H118ZM127 135V134H126ZM134 135V134H133ZM132 135V137H133ZM165 135V134H164ZM204 135V134H203ZM208 135V133H207ZM1 136V135H0ZM30 136V137H31ZM116 136V137H117ZM119 136H122L119 135ZM139 136V135H138ZM137 136V137H138ZM159 136V135H158ZM167 136V135H166ZM205 136V135H204ZM214 136V135H213ZM213 136H211L213 138ZM31 137V138H32ZM36 137V136H35ZM124 137V136H122ZM121 137V138H122ZM131 137V138H132ZM136 137V135L134 136ZM142 137V136H141ZM111 138V137H110ZM120 138V139H121ZM128 138V137H127ZM126 138V139H127ZM148 138V136H147ZM152 138V137H151ZM160 138V136H159ZM196 137H194L195 139ZM202 139L204 137H201ZM206 138V137H205ZM204 138V139H205ZM30 139V138H29ZM33 139V138H32ZM37 139V138H35ZM111 139H114V140H117L115 139V136ZM119 139V140H120ZM130 139V138H129ZM141 139V138H140ZM150 139V138H149ZM163 139V138H162ZM160 138V140H162ZM203 139V140H204ZM240 139V138H239ZM238 139V140H239ZM249 139V138H248ZM101 140V138H100ZM146 140V139H145ZM207 140V139H205ZM262 140V139H261ZM34 141V139H33ZM135 142V140H133ZM200 141V140H199ZM213 141V139L211 140ZM30 142V141H29ZM124 142V140H123ZM139 142V140H138ZM190 142V141H189ZM188 142V143H189ZM198 142V141H197ZM206 142V141H205ZM204 142V143H205ZM262 142V141H260ZM259 142V143H260ZM28 143V142H27ZM110 143V142H109ZM116 143V142H115ZM130 143V142H129ZM146 143V142H145ZM158 144V142H156ZM200 142H198L199 144ZM209 143V142H208ZM211 143V142H210ZM214 143V142H213ZM257 143V144H259ZM29 144V143H28ZM128 144V142H127ZM212 144V143H211ZM209 144V145H211ZM255 144V143H254ZM25 145V144H24ZM31 145H33L31 143ZM111 145H113L111 143ZM123 145V143L121 144ZM205 145V144H204ZM204 145L202 144V146L204 147ZM246 145V144H245ZM27 146V145H26ZM26 146L25 147V151H26ZM30 146V145H29ZM117 146V145H116ZM124 146V145H123ZM122 146V147H123ZM125 146H127L125 144ZM159 146V145H158ZM157 146V147H158ZM165 146V145H164ZM175 146V145H174ZM250 146V145H249ZM254 146V145H253ZM264 146V145H263ZM112 147V146H110ZM120 147V148H122ZM131 147V145L129 146V148ZM200 147V145L198 146V148ZM210 147V146H208ZM28 148V146H27ZM30 148V147H29ZM32 149L34 147H31ZM125 148V147H124ZM123 148V149H124ZM127 148V147H126ZM152 148V147H151ZM178 148V146H177ZM189 148V147H188ZM187 148V149H188ZM195 148V147H194ZM122 149V150H123ZM153 149V148H152ZM174 149V148H173ZM186 149V148H185ZM202 149V148H201ZM210 149V148H208ZM242 149V148H241ZM20 150V151H19ZM23 150V151H24ZM133 149H131L130 151H128V154H127V163H126V166L129 165V171L127 169V171L129 172L128 175H127V178H123L122 181H124L127 185H128V192L131 191V189H135V182L137 183V176L133 175L135 173V168H134V162L137 161L136 157L138 156H135V151H133ZM158 150V148H157ZM162 150V149H161ZM160 150V151H161ZM176 150V148L174 149V151ZM179 150V149H178ZM184 150V149H183ZM195 150H197L195 148ZM204 150V148H203ZM206 150V149H205ZM257 150V149H255ZM30 151V150H29ZM113 151H114V148H113ZM125 151V150H124ZM164 151V149L162 150ZM166 151V150H165ZM177 151V150H176ZM194 151V150H193ZM237 150L235 149V152ZM252 151V150H251ZM31 152V151H30ZM123 152V151H122ZM137 152V151H136ZM145 152V151H144ZM151 152V151H150ZM153 152V150H152ZM151 152V153H152ZM156 152V149L155 151ZM180 152V150H179ZM185 152H189L188 150L185 151ZM197 152H200V148L198 149ZM201 152L203 153V151L201 150ZM106 153V152H105ZM176 153V152H175ZM191 153H192V150H191ZM194 153V152H193ZM202 153H198V154H202ZM29 154V152H28ZM113 154V153H112ZM111 154V155H112ZM123 154V153H122ZM125 154V153H124ZM161 154V153H160ZM184 154V153H183ZM188 154V153H187ZM190 154V153H189ZM194 154H197V153H194ZM257 154V153H256ZM22 155V154H21ZM20 155V156H21ZM110 155V154H109ZM117 155V154H116ZM154 155V153H153ZM157 155V153H156ZM174 155V154H173ZM178 155V154H177ZM211 155V154H210ZM208 155V156H210ZM254 155V154H253ZM34 156V157H33ZM148 156V155H147ZM155 156V155H154ZM159 156V155H158ZM184 156H187L186 154ZM181 157L182 158H184ZM192 156V154H190L189 156V159L190 157ZM207 156V157H208ZM18 157V158H17ZM29 157V156H28ZM123 157V156H122ZM135 157V158H134ZM226 157V156H225ZM224 157V158H225ZM231 157V156H229ZM228 157V159H229ZM238 157V156H237ZM109 158V157H107ZM124 158V157H123ZM126 158V156H125ZM193 158V157H192ZM199 158V157H198ZM203 158V157H202ZM239 158V157H238ZM20 159V158H19ZM22 159V157H21ZM20 159V160H21ZM136 159V160H135ZM155 159V158H154ZM201 160V158H199ZM228 159H226L228 161ZM16 163H14V161H16ZM107 160V159H106ZM140 160V159H139ZM163 160V159H162ZM173 160V159H172ZM187 158L185 159H182L180 162H181V165L182 164H189L187 163ZM191 160V159H190ZM196 160V158H195ZM210 160V159H209ZM235 160V159H234ZM255 160V159H254ZM189 161V160H188ZM199 161V160H197ZM226 161V163H227ZM230 161V160H229ZM22 162V161H21ZM109 162V161H107ZM112 162V161H111ZM114 162V161H113ZM176 162V161H175ZM178 162V163H180ZM190 162V161H189ZM243 162V161H242ZM250 162V161H249ZM195 163V162H194ZM201 163V162H200ZM23 164V162L21 163ZM20 164V165H21ZM26 164V163H24ZM109 164V163H107ZM114 163H112L111 165H113ZM137 164V162H136ZM161 164H164L161 163ZM193 164V163H192ZM223 164V163H222ZM234 164V163H233ZM144 165V164H143ZM147 165V163L145 164ZM195 164H193L194 166ZM228 165V164H227ZM24 166V165H23ZM136 166V165H135ZM162 166V165H161ZM166 166V165H165ZM164 166V167H165ZM186 166V165H185ZM191 166V165H189ZM198 166V165H197ZM211 166V165H210ZM224 166V165H223ZM138 167V166H137ZM144 167V166H143ZM230 167V166H229ZM26 168V167H25ZM29 168V167H28ZM183 168V167H181ZM181 168H178V171L179 169L181 170ZM198 168V167H197ZM212 168V167H211ZM235 168H237L235 166ZM119 169V168H118ZM143 169V168H142ZM141 169V170H142ZM146 169V167H145ZM184 169V168H183ZM221 169V168H220ZM224 169V168H223ZM221 169V170H223ZM226 170L229 169V168H225ZM21 170V169H20ZM108 170V169H107ZM148 170V169H147ZM191 170V169H189ZM225 170V171H226ZM232 170V169H231ZM236 170V169H235ZM24 171V170H23ZM29 171V170H28ZM146 171V170H145ZM144 170H142V172L144 173L145 172ZM149 171V170H148ZM234 171V169H233ZM17 172V173H16ZM26 172V171H25ZM25 172H22L21 173H24ZM196 172V171H195ZM238 172V171H235V173ZM111 173V172H110ZM137 173V171H136ZM142 173V174H143ZM180 173V172H179ZM199 173V172H198ZM210 173V172H209ZM225 173V172H224ZM230 173H233V177L235 176L234 172H231ZM19 174V173H18ZM141 174V173H140ZM161 174V173H160ZM222 174V173H220ZM226 174V173H225ZM224 174V176H225ZM27 175V174H26ZM72 175L71 177H73L74 179V183H73V187L72 189L68 190V186H67V183L65 182L67 180V178L71 179V177H68ZM112 175V174H111ZM124 175V174H123ZM121 175V176H123ZM139 175V173H138ZM181 175V174H180ZM231 175V174H229ZM23 176V175H22ZM120 176V177H121ZM140 176V175H139ZM189 176V175H187ZM223 176V175H222ZM221 176V177H222ZM223 176V177H224ZM179 177V176H178ZM181 177V176H180ZM191 177V176H190ZM220 177V175L218 176ZM229 177V176H228ZM231 177V176H230ZM232 177V178H233ZM16 178V177H15ZM19 178V177H18ZM182 178L185 179V176ZM224 178H227V177H224ZM24 179V178H23ZM69 179V181H71ZM125 179V180H124ZM157 179V178H156ZM168 179V178H167ZM231 179V178H230ZM229 179V180H230ZM188 180V179H187ZM195 180V179H194ZM219 180V179H218ZM20 181V179H19ZM22 181V180H21ZM20 181V182H21ZM165 181V180H164ZM183 181V180H182ZM190 181V180H188ZM240 181V180H239ZM122 182V183H124ZM140 182V181H139ZM185 182V181H184ZM206 182V181H204ZM213 182V181H212ZM225 183L229 182V181H224ZM232 182V181H231ZM16 183V182H15ZM121 183V182H120ZM124 183V184H125ZM168 183V182H167ZM210 183V182H209ZM214 183V182H213ZM212 183V184H213ZM10 184V185H9ZM13 184V183H12ZM17 185L20 184V183H16ZM123 184V185H124ZM229 184V183H228ZM225 185V188L227 187V185ZM71 185V183H70ZM117 185V184H116ZM219 185V184H218ZM120 186V185H119ZM189 186V184H188ZM220 186V185H219ZM230 186V185H229ZM116 187V186H115ZM122 187V186H121ZM126 187V185L124 186V188ZM186 186L184 185V188ZM191 187V186H190ZM196 187V186H195ZM204 187V186H203ZM16 188V187H15ZM19 188V186H18ZM111 188V189H112ZM123 188V190H124ZM127 188V187H126ZM143 188V187H142ZM141 188V189H142ZM154 188V187H153ZM212 188V187H210ZM130 189V190H129ZM139 189V188H138ZM187 189V187H186ZM189 189V188H188ZM208 189V188H207ZM221 189V188H220ZM233 189V188H232ZM16 190V189H15ZM67 190L69 191L67 193ZM72 190V192H71ZM179 190V189H178ZM185 191V189H183ZM201 190V189H200ZM211 190V189H210ZM209 190V191H210ZM217 190V189H215ZM219 190V189H218ZM122 191V190H121ZM230 191V190H229ZM145 192V191H143ZM183 192V191H182ZM180 192V193H182ZM188 192V191H187ZM205 192V191H204ZM203 192V194H204ZM211 192V191H210ZM67 193V194H66ZM131 192H129V195H127V198H125L126 200L125 201V204H126V207L124 206V203H123V198L121 199L120 202L123 203V206L122 208H130L129 205H133L132 203V198H133V195H132V198H131ZM189 193V192H188ZM200 193V191L198 192ZM213 193V192H212ZM216 193V191H215ZM133 194V193H132ZM137 194V192L135 193ZM179 194V193H178ZM185 194V193H183ZM208 194V192H207ZM227 194V192H226ZM236 194V193H235ZM112 195V194H110ZM68 198V201L66 203H70L71 205V209H69V212L66 213V219L65 217H63L65 215V209L64 207L66 205L63 206V201H65L66 198ZM138 196V195H136ZM182 195L178 196V197H181ZM188 196V195H187ZM186 196V197H187ZM203 196V195H202ZM210 196V195H209ZM215 197V194L212 195ZM226 196V195H225ZM77 197V198H76ZM78 197L81 198L82 197V200H78ZM141 197V196H139ZM152 197V196H151ZM218 197V196H217ZM220 197V196H219ZM227 197V196H226ZM232 197V196H231ZM230 197V198H231ZM135 198V197H134ZM160 198V197H159ZM204 198V197H203ZM203 198H200L201 200ZM209 198L208 196H206L205 199ZM223 198V196H222ZM64 199V200H63ZM70 199V200H69ZM132 199V200H131ZM138 199V198H137ZM154 199V198H153ZM175 199V198H174ZM199 199V200H200ZM211 199V198H210ZM207 200L208 202L210 201ZM217 199V198H216ZM221 198H219L220 200ZM143 200V199H142ZM147 200V199H146ZM181 200V199H180ZM191 200V199H190ZM224 200V198H223ZM10 201V202H9ZM138 201V200H137ZM140 201V200H139ZM145 201V200H144ZM150 201V200H149ZM173 201V200H172ZM177 201V200H176ZM205 201V200H204ZM78 202L80 204H82L83 202V206H82V210H80L78 207ZM135 202V201H134ZM141 202V201H140ZM151 202V201H150ZM158 202V201H157ZM175 202V201H173ZM214 202V200H213ZM211 202V203H213ZM261 202V201H260ZM65 203V204H66ZM145 203V202H144ZM148 203V202H147ZM172 203V202H171ZM199 203V202H197ZM205 203V202H204ZM203 203V204H204ZM207 203V202H206ZM205 203V204H206ZM222 203V202H221ZM174 204V203H173ZM178 204H180L178 202ZM177 204V205H178ZM10 205H11V208H10ZM149 205V204H148ZM184 205V204H183ZM214 205V204H213ZM145 206V205H144ZM168 206V205H167ZM175 206H176V203H175ZM180 206V205H179ZM193 206V205H192ZM200 206V205H199ZM69 207V206H68ZM121 207V206H120ZM137 207H138V204H137ZM140 207V206H139ZM214 207V206H213ZM67 208V207H66ZM134 208V207H133ZM141 208V207H140ZM196 208V207H195ZM198 208V207H197ZM196 208V209H197ZM201 208V207H200ZM121 209V208H120ZM145 209V208H144ZM156 209V208H155ZM191 209V208H190ZM195 209V210H196ZM178 210V209H176ZM213 210V209H212ZM68 211V210H67ZM117 211V209H116ZM116 211L114 214H116ZM123 211L126 213V210L123 209ZM127 211H129V209H127ZM133 211V210H132ZM131 211V212H132ZM183 211V210H182ZM186 211V210H185ZM190 211V210H189ZM197 211V210H196ZM10 212V213H9ZM119 215L121 214V210L119 211ZM175 212V211H174ZM178 212V211H177ZM206 212V211H204ZM185 213V212H184ZM196 213V212H195ZM213 213V212H212ZM68 214V215H67ZM96 214V216H95ZM124 214V213H123ZM178 214V213H177ZM191 214V213H190ZM206 214V213H205ZM18 215V216H17ZM88 216H90L89 214H87ZM122 215V214H121ZM125 215V214H124ZM182 215V214H181ZM198 215V213H197ZM210 215V214H209ZM214 215V213H213ZM14 216H17V218L14 219L12 217ZM132 216V215H131ZM199 216V215H198ZM202 216V215H201ZM204 216V214H203ZM116 217H118V215H116ZM120 217V216H119ZM127 217V216H126ZM125 217V218H126ZM129 217V216H128ZM156 217V216H155ZM166 217V216H165ZM181 217V216H180ZM185 217V215H184ZM183 217V219H184ZM93 218V217H92ZM114 218V217H113ZM122 218V216H121ZM89 219V218H88ZM124 220V218H122ZM128 219V218H127ZM126 219V221H127ZM132 219V218H131ZM201 219V218H199ZM83 221V219H81ZM130 220V219H129ZM186 220V218H185ZM210 220V219H209ZM81 221V222H82ZM117 221V220H116ZM122 221V220H121ZM156 221V220H155ZM154 221V222H155ZM173 221V220H172ZM179 221H180V218H179ZM178 221L177 224H179L180 222ZM206 221V220H205ZM64 222V223H62ZM80 222V223H81ZM84 222V221H83ZM119 221H117L118 223ZM131 222V221H130ZM134 222V221H133ZM159 222V221H158ZM165 222V221H164ZM169 222V220H168ZM183 222V221H182ZM181 222V223H182ZM202 222V221H201ZM94 223H90L91 225L94 224ZM116 223V224H117ZM120 223V222H119ZM171 223V222H170ZM184 223V222H183ZM95 224V226H96ZM125 224V223H124ZM220 224V223H219ZM120 225V224H119ZM127 225H130L127 223ZM127 225L125 227H127ZM12 226V227H11ZM60 226V225H58ZM80 226V228H79ZM84 226V225H83ZM121 226V225H120ZM124 226V225H123ZM132 226V225H131ZM155 226V225H154ZM180 226V225H179ZM178 226V227H179ZM214 226V225H213ZM220 226V225H219ZM90 227V226H88ZM86 227V229L88 228ZM92 227V226H91ZM130 227V226H129ZM128 227V228H129ZM149 227V226H148ZM157 227V224L155 226V228ZM159 227V226H158ZM157 227V228H158ZM177 227V225H176ZM216 227H217V224H216ZM221 227V226H220ZM224 227V226H223ZM261 227V226H260ZM93 228V227H92ZM123 228V227H122ZM133 229V227H131ZM138 228V227H137ZM146 228V227H145ZM83 231H86L84 230L85 228H83ZM98 229V228H97ZM120 229V228H119ZM131 229V230H132ZM135 229V228H134ZM154 229V228H153ZM216 229V228H215ZM220 229V228H218ZM58 230V228H57ZM56 230V231H57ZM94 230V229H92ZM91 230V231H92ZM96 230V229H95ZM136 231L139 230V229H135ZM133 230V231H135ZM172 230V229H171ZM88 231V229H87ZM113 231V230H112ZM121 231V230H120ZM165 231V230H164ZM179 231V229H178ZM177 231V232H178ZM216 231H218L216 229ZM50 232V231H49ZM54 232V231H53ZM60 232V233H61ZM115 232V231H113ZM132 232V231H131ZM149 232V231H148ZM152 232V231H150ZM156 232V230H155ZM158 232V231H157ZM168 232V231H167ZM188 232V231H187ZM190 232V231H189ZM199 232V231H198ZM197 232V233H198ZM56 233V232H55ZM124 233V232H123ZM126 233V232H125ZM136 233V232H135ZM138 233V232H137ZM176 234V232H174ZM173 233V234H174ZM179 233V232H178ZM182 233V232H181ZM186 233V232H185ZM84 234L86 235V233H83V236ZM88 234V233H87ZM94 234V233H92ZM130 234V232H129ZM161 234V233H160ZM174 234V235H175ZM250 234V233H249ZM49 235L52 236L51 233H49ZM126 234H124L125 236ZM128 235V234H127ZM150 235V234H149ZM162 235V234H161ZM187 235V234H186ZM207 235V234H206ZM50 236V237H51ZM54 236V235H53ZM87 236L89 237V235H86V238L85 240L87 239ZM91 236V235H90ZM116 236V234L114 235ZM113 236V237H114ZM123 236V235H122ZM123 236V237H124ZM160 236V235H158ZM254 236V235H253ZM56 237V236H55ZM54 237V238H55ZM75 237V236H74ZM85 237V236H84ZM112 237V236H111ZM116 237H119L116 236ZM121 237V235H120ZM120 237H119V240H120ZM127 237V236H126ZM152 239L155 237L151 236ZM162 237V236H160ZM160 237H156L155 241L153 242L152 245L150 246H147V247H153V252L151 253L152 254V257H153V260H154V264H158V258L160 259ZM49 236L47 237L46 236V239L48 240ZM53 238V237H52ZM58 238V237H57ZM77 238V236H76ZM79 238V237H78ZM128 238V237H127ZM176 238V237H175ZM181 238V236L179 237V239ZM212 238V237H211ZM45 239V238H44ZM75 239V238H74ZM81 239V238H80ZM89 239V238H88ZM91 239V238H90ZM108 239V238H107ZM111 239V238H110ZM124 239V238H123ZM178 239V238H177ZM186 239V238H185ZM52 240V239H51ZM109 240V239H108ZM147 240L149 241V239L147 238ZM146 240V241H147ZM250 240V239H248ZM258 240V239H257ZM49 242H51L50 240H48ZM47 241V242H48ZM58 241V242H59ZM116 241V240H115ZM118 241V240H117ZM175 241V240H174ZM183 241V240H182ZM198 241V240H197ZM212 241V240H211ZM215 241V240H214ZM48 242V243H49ZM57 242L56 240V243L57 245L59 246V243ZM107 242V241H106ZM104 242V245L105 243ZM113 242V240H112ZM129 242V241H128ZM127 242V243H128ZM184 242V241H183ZM44 244L46 243V240L45 242H43ZM55 243V244H56ZM62 243V242H61ZM149 243V242H148ZM175 243V242H174ZM173 243V244H174ZM180 243V242H179ZM178 243V246L173 245V249H171V255H172V261H173V264H178L179 262V259L181 258L182 255H184V252H183V248L182 246H180ZM203 243V242H202ZM41 244H42V241H41ZM47 244V243H46ZM54 244V243H53ZM51 244V245H53ZM54 244V245H55ZM76 244V243H75ZM74 244V245H75ZM81 245V243H79ZM85 244V243H84ZM112 243H110L111 245ZM122 244V243H121ZM234 244V243H233ZM53 245V246H54ZM55 245V246H57ZM63 245L61 247V244H60V249L63 248ZM78 245V243H77ZM76 245V246H77ZM99 245V246H100ZM119 245V244H117ZM146 245V244H145ZM210 245V244H209ZM42 246V245H41ZM54 246V247H55ZM79 246V245H78ZM129 246V245H128ZM127 246V247H128ZM140 246V245H139ZM203 246V245H202ZM201 246V248H202ZM52 246H49L48 248H50ZM101 247V246H100ZM98 250H102L103 248H100ZM110 247V246H109ZM118 247V246H117ZM44 248V247H43ZM43 248L41 249V251L43 250ZM58 248V249H59ZM82 248V249H84ZM136 248V247H135ZM190 248V247H189ZM212 248H215V247H212ZM53 249V247L51 248ZM57 250V248H55ZM64 249V248H63ZM64 249V250H65ZM84 249V250H85ZM106 249V248H105ZM108 249V248H107ZM115 249V248H114ZM117 249V248H116ZM63 250V251H64ZM78 250V249H77ZM76 250V251H77ZM128 250V249H127ZM135 250V249H134ZM139 250V249H138ZM149 250V249H148ZM62 251V252H63ZM75 250H73L72 254L73 256H75L74 258H77L76 255H74V252ZM111 251V250H110ZM109 251V252H110ZM116 251V250H114ZM120 251V250H119ZM146 251V250H145ZM188 251V250H187ZM186 251V252H187ZM238 251V250H237ZM51 252V251H50ZM53 252V251H52ZM52 252H51V255H52ZM68 252V251H67ZM104 251H102L103 253ZM124 252V250H123ZM151 252V251H150ZM55 253V251H54ZM70 253V252H69ZM78 253H80L78 251ZM97 253H100L99 251ZM147 253V252H146ZM208 253V252H207ZM47 252V256L49 257V264L51 263L50 262V258H51V255ZM56 254H59V252ZM64 254V253H63ZM126 254V252H125ZM206 254V253H205ZM45 255V259H46V254ZM60 255V254H59ZM68 255V254H67ZM66 255V251H65V254L64 255H61L64 257V262H66V264H69V261L72 259H68V257L70 255L67 256ZM108 255V254H107ZM122 255V253H121ZM188 255V254H187ZM186 255V256H187ZM67 256V257H66ZM102 256V255H101ZM101 256H100V259H101ZM169 256V255H168ZM190 256V255H189ZM83 257V256H82ZM118 257V256H116ZM120 257V255H119ZM124 257V256H123ZM141 257V256H140ZM185 257V256H184ZM212 257V256H211ZM37 258V257H36ZM40 258V257H39ZM54 258V257H53ZM58 259V255L57 257H55ZM78 258V259H79ZM136 258V257H135ZM44 259V258H43ZM47 259V260H48ZM79 259V261H80ZM140 259V258H139ZM185 259V258H184ZM55 260V259H54ZM99 260V259H98ZM27 261V262H28ZM38 261V260H37ZM41 261V260H40ZM79 261H78V264H79ZM143 261V260H142ZM171 261V262H172ZM184 262V260H182ZM203 261V259H202ZM25 261V264L27 263ZM56 262V261H55ZM109 262V261H108ZM181 262V261H180ZM222 262V261H221ZM42 263V261H41ZM44 263V262H43ZM42 263V264H43ZM47 263V261H46ZM54 263V262H52ZM144 263V261H143ZM167 263V262H165ZM197 263V262H196ZM220 263V262H219ZM38 264V262H37ZM40 264V263H39ZM58 264V263H57ZM61 264V263H59ZM64 264V263H63ZM138 264V263H137ZM168 264V263H167ZM180 264H183V263H180ZM252 264V263H251Z\"/></svg>", "mask_w": 264, "mask_h": 264}]
</instances>
